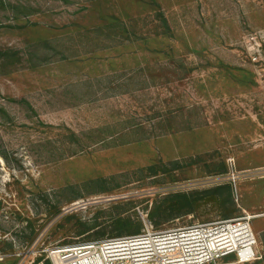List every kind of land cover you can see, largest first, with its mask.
<instances>
[{
  "label": "rangeland",
  "instance_id": "rangeland-1",
  "mask_svg": "<svg viewBox=\"0 0 264 264\" xmlns=\"http://www.w3.org/2000/svg\"><path fill=\"white\" fill-rule=\"evenodd\" d=\"M244 212L264 264V0H0V264Z\"/></svg>",
  "mask_w": 264,
  "mask_h": 264
},
{
  "label": "built area",
  "instance_id": "built-area-1",
  "mask_svg": "<svg viewBox=\"0 0 264 264\" xmlns=\"http://www.w3.org/2000/svg\"><path fill=\"white\" fill-rule=\"evenodd\" d=\"M248 212L233 218L155 229L151 221L134 234L79 242L53 251V264H224L258 258Z\"/></svg>",
  "mask_w": 264,
  "mask_h": 264
},
{
  "label": "trees",
  "instance_id": "trees-1",
  "mask_svg": "<svg viewBox=\"0 0 264 264\" xmlns=\"http://www.w3.org/2000/svg\"><path fill=\"white\" fill-rule=\"evenodd\" d=\"M161 19H162V21H163V23H164V25L166 26V27H168V23H167V19L163 16V15H161ZM177 197H185L187 200H189L187 197H189L188 195H186V194H181V195H176ZM137 233V232H136ZM132 234V233H131ZM134 234V233H133ZM121 235H124V234H120L119 236H121ZM117 236V235H116ZM48 262V264H50V261L48 260L47 261Z\"/></svg>",
  "mask_w": 264,
  "mask_h": 264
}]
</instances>
